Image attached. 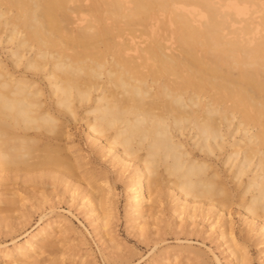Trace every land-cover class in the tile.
I'll return each mask as SVG.
<instances>
[{
	"label": "bare ground",
	"instance_id": "obj_1",
	"mask_svg": "<svg viewBox=\"0 0 264 264\" xmlns=\"http://www.w3.org/2000/svg\"><path fill=\"white\" fill-rule=\"evenodd\" d=\"M1 47L0 185L40 170L79 188L69 122L81 109L91 152L130 169L138 225L166 185L177 216H213L223 236L236 203L264 234V0H0ZM97 174L81 197L105 224L110 186L97 181L110 176ZM55 232L38 229L16 253L56 254Z\"/></svg>",
	"mask_w": 264,
	"mask_h": 264
},
{
	"label": "rangeland",
	"instance_id": "obj_2",
	"mask_svg": "<svg viewBox=\"0 0 264 264\" xmlns=\"http://www.w3.org/2000/svg\"><path fill=\"white\" fill-rule=\"evenodd\" d=\"M7 53L8 49L0 48V57L7 59ZM41 84L48 94L46 80ZM86 114L79 109L77 119L69 122L81 153L82 166L72 175L79 188L41 176L40 170L11 172L7 183L0 185V264H21L24 257L39 264H264V234L247 223L236 203L228 207L222 236V226L213 223V216L202 217L199 210L192 217L177 216L172 210L177 200L163 185V199L155 217H150L146 226L138 225L132 219L124 186L130 169L119 168L117 163L111 166L109 155L91 152L85 137ZM100 172L110 176L109 184L103 178L97 181L102 188L110 186L107 204L101 209L107 213L105 224L81 197L88 177L96 178ZM47 225L56 229L52 238L56 254L37 250L31 257H21L16 253L32 234ZM229 231L245 251L243 263L231 252Z\"/></svg>",
	"mask_w": 264,
	"mask_h": 264
}]
</instances>
